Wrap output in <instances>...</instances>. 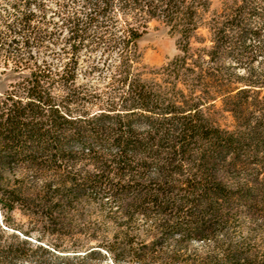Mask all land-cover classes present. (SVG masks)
Wrapping results in <instances>:
<instances>
[{
  "label": "trees",
  "instance_id": "1",
  "mask_svg": "<svg viewBox=\"0 0 264 264\" xmlns=\"http://www.w3.org/2000/svg\"><path fill=\"white\" fill-rule=\"evenodd\" d=\"M4 5L2 72L16 78L0 92V208H18L42 236L73 242L9 243L0 231V264H264L224 233L243 215L264 223L254 192L264 196V65L251 67L248 45L257 39L264 54V0L217 9L213 0H59L56 22L45 0ZM153 21L177 35L180 51L161 82L139 70L137 43ZM60 38V67L34 59L32 48L52 49ZM98 48L105 59L115 54L106 89L76 78L81 52ZM226 57L243 68L236 81ZM25 170L41 185L28 191L22 178H8ZM88 195L108 199H80ZM85 204H97L107 225L80 227ZM220 232L224 240L205 255L183 258L190 242Z\"/></svg>",
  "mask_w": 264,
  "mask_h": 264
},
{
  "label": "rangeland",
  "instance_id": "2",
  "mask_svg": "<svg viewBox=\"0 0 264 264\" xmlns=\"http://www.w3.org/2000/svg\"><path fill=\"white\" fill-rule=\"evenodd\" d=\"M58 1L59 0H45V5L48 9L47 18L49 17V22L57 21V18L56 16H54L53 12L56 10ZM231 2L232 0H213L212 9H217L224 6L225 3L228 4ZM74 5L78 6L79 4L76 2ZM8 10L9 8L7 6H1L0 14L5 15L7 14ZM261 22L262 20L259 17L256 16L254 18V23L256 25L261 26ZM61 40L62 39L60 38L58 41H56L51 47L52 49H48L46 47L32 48L31 54H33L34 59H36V61L38 62L46 59L53 67H60V65L64 61H67L66 56H62L59 53V49L63 45ZM137 45L141 53L139 70L142 79L156 82L163 81V77L159 74L162 67L173 61L180 54L177 35L171 33L167 27L153 21L150 23L148 31L138 40ZM194 45H209V42H205L204 44L194 43ZM248 45L251 47L253 52V59L250 63L251 67L259 70L264 65V54L259 52L257 39H251L250 41H248ZM102 51V48H98L95 51L90 52V54H88L89 52H86L85 50L81 52L79 60L80 68L78 69L76 76L79 82L94 85L95 87L98 86V89L105 88L106 83L109 81L111 72L106 63L114 62L115 54L113 52L108 55L107 59H105V55ZM105 60L106 62H104ZM91 61H94V63L98 62L100 68L90 71L88 65L91 63ZM222 65L227 69L226 74H228V76L231 77L234 81H236V77L238 74L243 73V68L236 66L234 63V59L231 57H226ZM2 69L3 66L0 55V92L8 87L11 80L16 78V74L3 73ZM213 102L215 104L214 111L220 110L222 106V96H218ZM215 115L220 118L219 121L223 126L233 125L232 117L229 113L219 111ZM261 149L263 150V148ZM263 152L264 150L262 151V153ZM31 174V171L25 170L17 172L16 174H9L8 178L12 182L17 178H22L24 188L28 191H31L33 187H38L41 185V181L35 180ZM254 192L256 195L255 199H264L262 191L257 189ZM80 199L108 198H94L88 195ZM82 212L83 219L80 222V227H82L83 224L97 226L100 224L102 226L107 225L99 223L100 211L97 204H85L83 206ZM138 221L140 223L142 222V220L140 219ZM0 231L3 234L4 240L9 243L21 240L22 238H27L31 243L34 244H47L50 247H54L53 244H55L60 247H69L71 242H73L68 239H64L63 241H61L50 239L47 236H42L37 229L33 228V222L30 216L23 214L18 208L13 209L12 211H7L5 209L3 210L0 208ZM224 233L232 241L239 243L240 245L250 247L259 258H264V223L260 225V219L254 222L250 220L249 217L244 215L241 217H237L235 223L230 224ZM224 233H218L215 238L208 240L205 243L190 242V251L187 252V254L183 256V258L188 256H192V258H198L199 256L205 255L207 251L211 250L215 239L218 240V242L224 240ZM17 264H28V262L21 261L17 262ZM103 264L112 263L109 260H106Z\"/></svg>",
  "mask_w": 264,
  "mask_h": 264
}]
</instances>
